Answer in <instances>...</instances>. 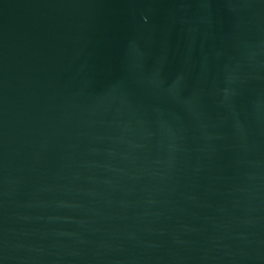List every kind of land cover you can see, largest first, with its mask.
<instances>
[{
  "label": "water",
  "instance_id": "1",
  "mask_svg": "<svg viewBox=\"0 0 264 264\" xmlns=\"http://www.w3.org/2000/svg\"><path fill=\"white\" fill-rule=\"evenodd\" d=\"M0 264H264V0H0Z\"/></svg>",
  "mask_w": 264,
  "mask_h": 264
}]
</instances>
